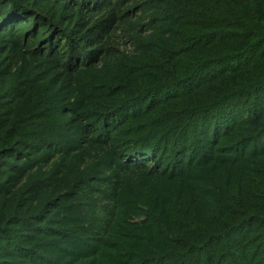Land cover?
<instances>
[{
	"label": "trees",
	"instance_id": "obj_1",
	"mask_svg": "<svg viewBox=\"0 0 264 264\" xmlns=\"http://www.w3.org/2000/svg\"><path fill=\"white\" fill-rule=\"evenodd\" d=\"M0 264H264V0H0Z\"/></svg>",
	"mask_w": 264,
	"mask_h": 264
}]
</instances>
